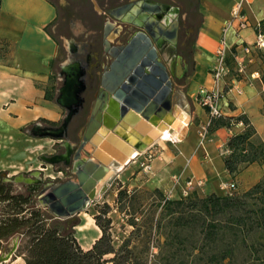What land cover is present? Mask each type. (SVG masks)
Returning a JSON list of instances; mask_svg holds the SVG:
<instances>
[{
  "label": "crops",
  "instance_id": "obj_1",
  "mask_svg": "<svg viewBox=\"0 0 264 264\" xmlns=\"http://www.w3.org/2000/svg\"><path fill=\"white\" fill-rule=\"evenodd\" d=\"M144 1L163 8L157 20L164 28H169L173 21L178 22L181 45L185 37L192 34L190 47L180 51L175 60L170 61L166 54L161 58L164 63L168 59L165 66H168L172 83L171 106L161 116L154 113L152 117L169 132L172 129L170 133L175 132L172 124L177 117L186 118L187 122L179 129L184 130L180 141L167 146L159 138L141 150L142 154H154V165L160 167L155 173L157 179L164 176V171L170 184L174 177L181 186L191 179L193 184H200L191 186V192L203 196L224 195L228 191L220 185L231 181L236 189L247 190L263 178L264 161L249 163L234 174L225 168L226 142L231 135L242 132L245 124L218 127L212 131L209 141L199 144L200 126L207 121L208 113L197 103L196 95L200 88L212 87L210 67L221 29L240 0H0V171L17 162V157L32 155L34 158L37 144L49 153L57 144L72 142L70 136L57 135L61 131L57 125L62 118L61 104L55 100L60 45L102 54L97 65L96 56L92 55L91 65L98 69L93 80L88 81L89 86L80 91L79 99L86 101L83 111L88 114L86 121L76 122L82 125V133L94 116L98 129L118 128L129 135L127 124L119 118L118 101L101 87V76L112 59L111 47L126 43L138 31L148 34L145 22L138 15H134V20H139L135 23L116 19L109 11L127 3ZM129 13L127 11L125 17ZM241 13L250 25L242 29L239 36L233 29L227 32L230 47L251 43L256 23L264 31V0H245ZM105 39L110 47L105 46ZM167 45L165 43L163 51ZM252 72H258L259 78L253 79L252 85L243 83L241 94L225 95L220 108L224 116L244 115L254 129L251 142L264 147V51L249 65L247 74ZM73 80L69 77L62 89L60 100L65 105L75 99ZM79 99L77 104L81 102ZM95 107L100 110V120L93 115ZM28 127L39 134H26ZM67 127L66 132H69ZM132 138V142L138 140ZM81 143L82 140L79 145ZM86 143L87 149L92 151L91 143ZM9 154H12L11 160L7 157ZM86 159H77L74 153L72 167Z\"/></svg>",
  "mask_w": 264,
  "mask_h": 264
},
{
  "label": "rangeland",
  "instance_id": "obj_2",
  "mask_svg": "<svg viewBox=\"0 0 264 264\" xmlns=\"http://www.w3.org/2000/svg\"><path fill=\"white\" fill-rule=\"evenodd\" d=\"M161 54L163 55V52ZM92 55L96 56L97 65V60L101 59V53L72 50L69 46L65 48L61 45L58 52L59 62L56 67V76L59 85L55 100L61 104L62 118L57 125L58 128H61L57 135L70 136L73 138L72 142L67 140L62 145L57 144L56 147L49 150V153L43 146L37 144L34 158L32 155L20 156L17 157L18 159L16 158L17 162L5 166L9 167L5 170V178L11 177L10 174L13 173L15 175L21 174L38 181V183H34L36 185L41 184L40 182H47L49 178L54 181L73 178L72 164L74 161L72 155L76 153L77 159H86L91 156V151L87 149L86 142L79 145L83 140L82 125H76V122L86 121L88 116L86 112L80 110L82 100L79 99V96H81V89L89 86V82L93 80V76L96 75L95 71L98 69V67L93 68L91 65ZM69 77L75 81L73 86L76 88V92L74 101L70 105H65L60 99L62 89L67 84ZM78 99L81 100L79 104H77ZM66 127L68 131L70 130L69 132H66ZM74 129L76 130L74 131ZM26 134H39V132L34 133L33 129L28 127ZM40 143L42 144V142ZM164 143L169 146L176 141L164 140ZM7 157L11 160L12 154ZM154 157L152 153L142 154L140 151L117 173L115 170L118 168L113 165L108 166L109 169L104 178L113 176L111 183L107 184L106 190L85 209L71 217L55 218L47 208L40 206L38 201L37 205L44 209L52 220H64L67 225L76 223L72 227L73 236L83 249L89 248L101 234V230L96 225L95 216L104 212L102 219H110L109 232L115 245L118 246L122 241L129 240V248L132 253L137 257L146 259L148 264H264V225L258 226L261 215L259 209H264V198L256 194L247 199L244 211L250 218L243 231H238L236 234L220 233L215 242H210L202 239L198 228L176 226L169 215L160 212L163 199H167L169 195V199H177L182 196L181 193L185 186L178 185L177 177H174L170 184L169 180L166 179V171L163 173L165 177L159 176L157 179L155 173L160 171V167L154 165ZM198 184L192 182L188 188V194L191 193L190 187ZM26 185L27 183L22 181L13 182V187L16 190H23ZM120 190L125 191V194L117 199ZM244 191L234 189L231 194H241ZM200 194L203 195L202 192ZM198 196L200 195L198 194ZM248 210L256 212H249ZM132 216H136L137 226L132 227L129 224ZM150 218L151 221L156 218L160 220L158 232L154 228L151 232L148 229L147 233L145 232L143 224L145 222L149 224ZM24 240L25 237L22 238L18 234L9 237L7 241L3 240V247L0 250V264H24V254L18 248ZM14 241L16 248L7 257L6 255L12 248ZM229 247L233 248L232 257L223 258L224 250ZM213 255L216 256V260L212 258ZM111 256L107 255L105 259ZM103 264H112V262L105 260Z\"/></svg>",
  "mask_w": 264,
  "mask_h": 264
},
{
  "label": "trees",
  "instance_id": "obj_3",
  "mask_svg": "<svg viewBox=\"0 0 264 264\" xmlns=\"http://www.w3.org/2000/svg\"><path fill=\"white\" fill-rule=\"evenodd\" d=\"M243 122L246 126L240 132L231 135L226 147L228 153L224 156V165L229 173H236L245 165L252 162L264 161V147L254 144L250 138L254 133L253 127L244 115L221 116L212 121L211 130L221 126ZM53 124V122H52ZM5 171H0V250L2 241L18 234L25 237L18 247L22 250L24 264H103L105 260L112 264H148L147 260L137 257L129 248V240L115 245L109 232L110 219H102L103 213L95 216L96 225L101 234L92 245L83 249L73 236L72 227L64 220H52L46 211L37 205V185L27 184L23 190H16L13 182L6 181ZM11 178V177H10ZM125 191L120 190L117 199ZM264 198L263 178L241 194L218 195L210 193L202 197L191 192L186 197L177 199H163L160 212L169 215L173 224L180 227L194 226L202 239L215 242L220 233L236 234L243 231L247 225L249 215L244 211L247 199L253 195ZM249 212H256L248 210ZM261 212L258 226L264 225V209ZM136 216H132L130 225L137 226ZM145 232L154 228L160 229V220L156 218L149 224H143ZM233 248L224 250L223 258L232 257ZM112 255L108 259L105 256ZM216 260V256L213 255Z\"/></svg>",
  "mask_w": 264,
  "mask_h": 264
},
{
  "label": "water",
  "instance_id": "obj_4",
  "mask_svg": "<svg viewBox=\"0 0 264 264\" xmlns=\"http://www.w3.org/2000/svg\"><path fill=\"white\" fill-rule=\"evenodd\" d=\"M127 11L130 13L125 17ZM161 12L163 8L159 4L149 1L127 3L109 11L116 19L135 23H139V20H134V15H138L145 22L144 29L148 33L138 31L126 43L111 47L112 59L101 76V87L118 101L119 118L127 124L125 128L129 130V135L118 128L110 131L98 129V122L94 116L91 117L81 144L90 142L93 150L91 156L76 164V178L64 181L49 178L47 182H40L43 187L35 195L39 205L47 208L55 218H68L85 209L105 191L106 184L111 182L113 175L106 179L104 177L108 166L116 168L118 163L115 159H123L133 149L137 150L134 155L137 156L143 147L155 141L150 132L138 125V122L165 128L156 122L152 114L161 116L170 110L172 83L165 64L157 59L154 43L160 47L161 40L175 42L178 22L173 21L169 28H164L157 20L162 15ZM104 44L110 47L107 39ZM99 112V108L95 107L93 115L98 120L101 118ZM130 136L138 140L132 142ZM131 159L133 157L129 161ZM121 169L115 170V173ZM5 180L38 183L21 174L6 177ZM15 248L14 241L6 256L9 257Z\"/></svg>",
  "mask_w": 264,
  "mask_h": 264
},
{
  "label": "built area",
  "instance_id": "obj_5",
  "mask_svg": "<svg viewBox=\"0 0 264 264\" xmlns=\"http://www.w3.org/2000/svg\"><path fill=\"white\" fill-rule=\"evenodd\" d=\"M244 2L245 0H240L236 3L231 11V18L221 29V36L214 51V62L210 67L212 87L210 89L202 87L196 95L197 103L204 107L208 113L207 121L200 126L199 144L211 139L212 121L223 116L220 101L225 95L229 93L241 94L243 83L252 85L253 79L260 76L258 72L247 74L249 65L261 54V51H264V31L260 28V24L256 23L254 26L255 35L251 43L242 42L239 45L230 47L226 40V34L230 29H233L235 34L239 36L240 31L250 25L245 15L241 13ZM238 123L244 124L241 121ZM226 151L229 152L228 149ZM177 181L178 178H176ZM191 184V179L185 182L182 196L188 195V188ZM220 187L231 194L236 189V184L231 181L228 184H221Z\"/></svg>",
  "mask_w": 264,
  "mask_h": 264
},
{
  "label": "bare ground",
  "instance_id": "obj_6",
  "mask_svg": "<svg viewBox=\"0 0 264 264\" xmlns=\"http://www.w3.org/2000/svg\"><path fill=\"white\" fill-rule=\"evenodd\" d=\"M135 119V118H134ZM137 121V119H135ZM187 119L186 118H182V119H179V117L176 118L175 122H173L172 124V127L173 129L175 130L174 133H170L172 132L170 129V132L163 128H159L157 126H154V125H151V126H148L147 124H144L142 122H138L139 124L138 125H141L143 127V129L147 130L150 132L151 134V138L156 140V139H162V140H167V141H180L182 138H183V133H184V130H179L181 126L185 125V122ZM179 121V122H178ZM180 126V127H179ZM186 126V125H185ZM165 127V126H164ZM186 128V127H185ZM184 128V129H185ZM165 129V130H164ZM183 129V128H182ZM130 139L132 141V136H130ZM147 143L149 142L148 140L146 141ZM137 154V150L136 149H133L131 151V153L129 155H126L125 157H123V159H115L116 162L118 163L116 165V168H122L124 165H126L129 161V159L131 157H135L134 155ZM132 160V159H131ZM126 163V164H125ZM108 175V174H107ZM111 176V175H110Z\"/></svg>",
  "mask_w": 264,
  "mask_h": 264
},
{
  "label": "flooded vegetation",
  "instance_id": "obj_7",
  "mask_svg": "<svg viewBox=\"0 0 264 264\" xmlns=\"http://www.w3.org/2000/svg\"><path fill=\"white\" fill-rule=\"evenodd\" d=\"M181 34H180V29H177V36H176V39H175V42H170V41H165V40H161V42H160V47H158V45H156V43H154V47H155V49H156V51H157V59L159 60V61H161V62H163L162 61V59L161 58H163L162 57V54H161V52H163V54H166L169 58V60L171 61L172 59H176V55L177 54H179L180 53V51H182V50H185V49H187L188 47H190V41H191V39H192V34H188L186 37H185V39H184V42H183V45H181L180 44V42H181V36H180ZM165 43L166 44H168L167 46H166V48H165V51H163L164 49H163V46L165 45ZM168 59H167V61H165V63H167L168 62ZM100 60H102V59H100ZM164 63V62H163ZM164 63V64H165ZM168 68V66L166 67V69ZM167 71H168V69H167ZM85 100H82V102H81V104H80V110L81 111H83V108H84V106H85ZM87 127V126H86ZM86 127H85V129H86ZM85 129H84V131H85ZM84 131H83V133H82V138H83V135H84ZM78 162H81V161H78ZM78 162H76V164L78 163ZM76 164L74 165V167H73V170L76 168L75 166H76ZM76 178V173L73 171V178H66V179H64V180H67V179H75ZM64 180H60V181H64ZM111 183V182H110ZM109 183V184H110ZM108 184V183H107ZM106 184V188H107V185ZM37 192L43 187V185L42 184H39V185H37ZM106 190V189H105Z\"/></svg>",
  "mask_w": 264,
  "mask_h": 264
}]
</instances>
